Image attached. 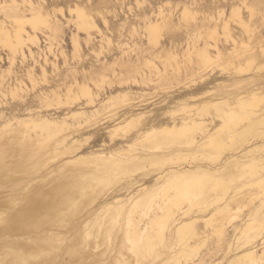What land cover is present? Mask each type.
Masks as SVG:
<instances>
[{
    "label": "rangeland",
    "instance_id": "obj_1",
    "mask_svg": "<svg viewBox=\"0 0 264 264\" xmlns=\"http://www.w3.org/2000/svg\"><path fill=\"white\" fill-rule=\"evenodd\" d=\"M32 1L35 3L42 2L46 8L44 10L50 8V17H52L55 22L59 21V32L54 44L50 45L47 39L49 33L44 25H40L35 31L31 29L32 25L29 24L30 22L25 23L24 29L29 31L33 36L35 34L36 41H34V43L28 40L30 43H26V47L24 48L27 57L21 59L18 54L13 64L9 58L10 48L3 40L0 42V107L3 106L2 111H4L7 117L12 116V114H24L27 113L28 110H32L31 112L39 113L40 115L44 114L58 118L69 117L71 113L74 112L76 116L69 118L70 123L74 125H72V128L69 130L71 134V136L69 135V140L75 138L77 143L81 144V151L86 152L101 148H105L104 151H111L112 149L115 151L116 148L123 146V143L125 145L126 142L123 138L124 134L134 129L137 130L147 124H171L174 119L177 118V120H179L187 116V113L189 114V109L191 107L190 105H186V103L199 104L202 100L210 96L221 100L219 101L221 102L219 103L220 108L226 109L228 108L227 104H230L229 106L232 104L236 109V113L240 111L245 112L243 117L238 118L236 117L237 115H235L231 117L228 122L226 118L219 116L223 111L217 112L213 106H210L201 113V115L195 114V117L207 121L209 129H216L218 127L219 130L217 131H222V134L228 133L229 128L232 126L236 128L235 130L241 129L249 120L246 117H249V115L253 116L255 113L261 112L264 109V57H262L264 55V2L260 6H254L252 5L253 0ZM234 8L239 11L238 15H241L240 18L233 13ZM79 11L85 12L87 19L89 18L88 22L90 21L91 24L88 22L86 23V28H89H84V25L83 30H81L82 27L79 21L83 19L78 17ZM3 19H5V16L3 17V11H1L0 20ZM225 19L229 21L232 37L224 34L221 29L220 25ZM241 20L249 21L248 28H242ZM6 22L9 27L13 25L10 19H6ZM150 22H157V29L152 39L148 31ZM214 22L219 23L218 27H216L218 29L217 35L212 33L215 31ZM233 38L237 40L235 44ZM203 44L207 45L213 57L212 61L205 64H203V62L200 63L198 55L196 56V54L199 53V51L197 52L198 48L204 46ZM27 48L33 49V56L28 54ZM218 48L224 53L221 57L215 55ZM252 51H257V59H247L249 52ZM194 56L196 58H194ZM84 89H88L93 93V96L96 98L94 101L95 103H90L89 95L84 92ZM111 94L113 97L115 96V99L111 100L113 103L112 107L104 108L105 98L112 96ZM254 94H257V102L254 100ZM242 98L245 103L241 104L239 100ZM225 100H227V103L224 102ZM259 100L261 101L259 102ZM184 101L186 102L184 103L185 105L182 104ZM114 102L117 104L116 106H114ZM94 107H96L99 112L93 117L91 124L90 122L86 123L84 120L86 115L84 114L92 113L93 110H96ZM80 111L82 113H80ZM141 113H144L143 116L134 119L132 122L133 124L131 123L132 125H128L127 129L117 133L118 136L109 134L110 129L116 123L123 122L129 119V117L131 119L134 115ZM212 119H214L215 122L211 123L210 121ZM116 120L117 122H115ZM78 123H82L83 125H78ZM46 134L44 133L40 138L38 137L42 144H40L42 147L38 144V146H40V148L38 147V151L52 148L56 143V136L51 134H49L51 136H48ZM250 134V138L248 137L250 143L264 141V123L258 125ZM254 134L260 136L257 138L256 135L255 139ZM5 135L2 136L4 138L0 136V148L4 147V149L8 148L5 146H12V144L6 142ZM178 140L168 141L169 143L164 141L166 144L163 142V144H161V146H163L162 149L156 151L160 153H170L171 157L167 158V162H176L175 158L177 159V156H174V152L177 148L184 150L182 152L183 155H180L177 159V162L180 161L179 163L204 161L209 164L211 162L210 157L209 159L207 158L209 162L203 154L196 152L197 154L195 155L194 150L190 151L184 147L182 143L181 145ZM136 142L133 146L141 152L153 150L152 147H150L151 143L143 141L140 144L139 141ZM12 143L16 148L27 145L23 142ZM180 145L182 148L179 147ZM260 148L263 150L264 147ZM260 148L258 150L260 152L257 151L256 155L264 157V151ZM1 152L0 163H4L5 160L9 163V161H13V158L15 159V157L18 156V158H21L22 156V154L21 156L20 154L15 156L9 153L2 154ZM261 153H263V155H261ZM200 154L202 156H200ZM71 155L70 150L61 157L57 155L54 157L55 155H53L52 157L54 158H49V160L45 159V161H41L36 167H34L35 165L32 166L34 169L32 174H22L21 172V175L23 179H26L24 177L30 178V176L39 178L48 171L47 169L49 167L59 164ZM204 157L208 162L203 159ZM38 159L29 160L27 164H35ZM27 164L25 163V166ZM42 164H44L45 167H43L44 165ZM88 164L89 163L86 161H84V163L78 161L76 166L75 164H73V166L76 170L84 171L88 169ZM68 165L69 167H66L67 169L64 168L65 170L63 169L62 171L59 170L60 172L58 171L57 174H55L56 176H58V174L61 176L60 180L61 178L63 179L67 170H72L70 168L72 164ZM144 168L136 171L134 176L140 179L143 178L140 183H145L147 185L154 180L157 172L152 171L150 175L142 176L148 173ZM4 169L6 175H11V173L15 174L10 168ZM123 169L124 167H118L116 173L105 178L106 180L101 183V187L103 186V189L101 188L103 196H98L99 198L96 199L95 204L101 203V200L103 202L108 196L110 198L111 195H117L124 198L123 201L125 204L122 201L123 198L120 201L125 207L130 205V201L127 200V197L130 195L131 191V194H133L139 187L130 188V190L126 187V179L128 180L130 178H124ZM261 173L262 172H259L255 177H251L252 180L249 178L247 181H243L242 179L246 178H240L242 177L241 172L239 178L236 177L233 182L231 180L232 186L237 190L238 196L237 199L231 203V209L228 214L227 212L222 213L214 211L217 204H212L207 211L198 215L196 213L205 203L203 199H188L190 198V194L186 192H189V189L183 190V188L178 194V191L176 192L172 187H169V189H166L164 192L159 190V192L155 193L156 197H154L157 199L154 198L153 201L152 198V200H150L151 203H149V205L151 206L148 208L147 214L141 220L137 218L138 221L136 222L139 223L140 226H145L153 209L159 203L167 199L169 195L172 194L176 196L175 194L177 193V201L175 204L172 203L171 206L173 209L179 211L177 213L178 217L187 219L191 215L195 217L196 214V217L198 216L194 227L197 236L195 235L194 239L195 243L198 242L196 246L199 251L197 252V249H195V257L193 254L188 257V252L185 251L186 255L182 252L183 247L182 244L180 245L181 238L178 240V236L174 235V239V237L169 234L166 237V242L164 240L163 243L158 246L168 245V247H173L174 252L178 254V258L184 263L188 260L189 264H227L229 258L236 252V248L247 240L253 241V236L258 233L260 234L256 227L252 230V228L247 227V225L250 222L254 224L257 223L256 225H258L261 222V220H258L259 216L256 215L258 209H261V211L258 210V213H264V203L262 202L263 197L260 189L256 187L257 185H255V183L252 184L254 178H257ZM19 174L16 173V175ZM59 176L55 177L53 180L54 182L51 183L59 182ZM210 182H212V180ZM89 184L91 186V183ZM181 191H185L183 196L180 193ZM185 196H187V198H184ZM160 200L163 201L161 202ZM126 201L128 203H126ZM176 203H180V205L177 206ZM110 209V214L109 211L107 212V210L104 209L98 213V217L101 215L102 218H105L107 215L106 213H108L110 218L106 217L105 219H107V221H105L107 225L113 224V232L111 231L110 237L111 243L108 241L107 243L101 242V240L105 238L102 235L97 238V241L100 239L98 241L101 246L99 250H103L107 245H114L116 242L109 262L118 264L115 261V256L119 257L122 252L125 253V256H128L132 251L128 250L130 242L124 244L123 241V216L117 214L118 208L111 207ZM187 213H189V215H187ZM252 213L254 215H252ZM96 226L97 229L100 227L98 224ZM219 228L221 229L220 232ZM255 229L257 231H255ZM251 234L253 236L248 238ZM261 236L262 235L256 237V245L263 240H261ZM228 242L231 243V248L228 247ZM262 246L263 244L258 245V250L260 252L262 251ZM186 250L191 251L190 248H186ZM159 260L160 259L157 258L155 261L158 262ZM259 264H264V262L261 261Z\"/></svg>",
    "mask_w": 264,
    "mask_h": 264
},
{
    "label": "bare ground",
    "instance_id": "obj_2",
    "mask_svg": "<svg viewBox=\"0 0 264 264\" xmlns=\"http://www.w3.org/2000/svg\"><path fill=\"white\" fill-rule=\"evenodd\" d=\"M263 2L264 0H253L252 5L260 6ZM250 7L253 8L252 6ZM44 9L46 8L42 2L35 3L32 0H0V12L3 11V17L5 16V19L0 20V42L3 40L10 48L9 58L12 61V64L16 60L18 54L21 59L27 57L24 48L26 47V43L29 42L28 40L33 42L36 41L35 34L33 36L29 31L24 29L25 23L30 22L29 24L32 25L31 29L34 30L37 27L39 28L40 25H44L49 33L47 39L49 40L50 45H53L54 41L57 39L59 21L55 22L52 17H50V8L48 10ZM233 13L238 15L239 11L234 8ZM240 16L238 15L239 18ZM78 17L83 19L82 21H79L82 27V29H79L83 30L84 25V28H86V23L89 18L87 19L85 12L80 11L78 12ZM6 19H10L13 23V25L10 26L11 28L6 24ZM248 22L249 21L241 20L242 28H248ZM88 23L91 24L90 21ZM156 23L150 22L148 26L151 39L154 38L155 30L157 29ZM214 24L215 31L212 33L217 35L218 29L216 27H218L219 23L214 22ZM220 26L224 34L232 37L231 27L228 20L225 19ZM233 41L235 44L237 40L233 38ZM27 49L29 52L28 54L33 56V49ZM198 51L199 53L196 54V56L198 55L200 63L203 62V64H205L212 61L213 57L207 45L199 47L197 52ZM223 54V51L218 48L215 55L221 57ZM257 57V51H252L249 52L247 59L253 60L257 59ZM262 57H264V55ZM194 58L196 57L194 56ZM88 89H84V92L89 95L90 103H93L96 98ZM254 95V100L257 102V94ZM105 99L103 105L104 108H111L113 104L111 100L115 99V96L113 97L112 95ZM219 101L221 100L212 96L202 100L199 104H188L184 101L182 104L186 103V105H190L191 107L187 116L182 117L179 120H177V118L174 120L172 119L173 121L171 124L152 123L150 125H144L137 130H131L129 133L123 135L126 142L125 145L123 143V146L116 148L115 151L113 149V151H104L105 148L103 147L104 149L101 148L86 152L81 151V144H78L75 138L69 140V135L71 136L69 130L73 125L70 123L69 118L75 117L76 113H71L69 117L58 118L31 112L32 110H28V107L27 113L20 115L12 114V116L7 117L4 111H2L3 106L0 107V136L2 137L6 134V142L12 144L10 147L5 146L8 147L6 149L1 147L0 152L2 151V154L9 153L15 156L18 154L21 156L22 154L21 158H18L19 156L15 157V159L13 158V161H9V163L7 160H5L4 163H0V264H112L109 260L113 254V247L116 242L114 245H107L103 250H99L101 246L98 241L100 239L97 241V238L102 235L105 238H103L101 242H110L113 224L107 225V219L105 218H110L108 213H106L107 215L105 218H102L101 215L98 217V213L105 209L107 212L109 211L110 214L111 207L118 208L117 214L123 216V241L124 244L130 242L128 250L132 251V253H130L131 256H125L124 252L120 253L119 257L115 256V261L118 264H189L188 260L184 263L178 258V254L174 252L173 247H168V245H163L164 247L158 245L163 243L164 240L166 242L168 234L173 237L176 235L178 236V240L181 238L180 245L182 244L183 247L182 252L185 255V251L188 252V257L191 254L194 256V250L197 249L196 245L198 243H195L194 239L197 233L194 229L198 217H196V214H203L212 204H217L214 211L222 213L227 212L228 214L231 209V203L235 201L238 196L237 190L232 186V182L236 177L239 178L241 172L242 177L240 178H246L242 179L243 181H247L249 178L252 180L257 173L262 172L257 178H254L252 184L255 183V185H257L256 187L260 189L263 197L262 202L264 203V157L256 155L259 148L264 147V141L250 143L248 139V137L250 138V133L254 131L258 125L264 123V109L261 112L259 111L255 113L253 116L249 115V117H246L249 120L247 123L245 122L246 124L241 129L235 130L236 128L232 126L229 128L228 133L222 134V131H217L219 130L218 127L216 129H209L207 121L195 117V114L201 115V113L207 110L210 106L215 107L217 112L222 110L223 112L221 111L222 113L218 115L226 118L227 122L235 115H237L236 117L238 118L243 117L245 112L240 111L239 113H236V109L232 104L231 106H229L230 104H227L228 108L225 107L226 109L220 108L219 103L221 102ZM260 101L261 100H259V102ZM224 102L227 103V100ZM239 103H245L243 98L239 100ZM116 105L117 104L114 106ZM94 108L96 109V107ZM98 112L99 111L96 109L90 114L85 113L84 115L86 116L84 117V120L86 123L90 122L91 124L93 117H95ZM80 113L82 112L80 111ZM143 114H137L131 117V119L129 117V119H124L125 121L123 122L116 123L110 129L109 134L118 136V132L127 129L128 125L133 124L132 122L134 119L142 117ZM115 122H117V120ZM210 122L213 123L215 120L212 119ZM81 124L78 123V125ZM44 133H47L46 135L48 136H56V143L52 148L48 149L43 147L46 149L38 151V147L40 148L42 145L39 138ZM256 135L257 138L260 136L258 134ZM256 135L254 134L255 139ZM173 140L180 141V144L182 143L184 147L190 151L194 150L195 155L199 152L206 156V159H209L210 157L211 162L207 159L210 162L209 164L204 161L179 163L180 161L177 162V159L180 155H183L182 152L184 151L183 149L180 150V148H177V150L174 148V156H177V159L175 158L176 162H167V158L171 157L170 153H160L156 150L162 149L163 146H161V144H163L164 141L169 143L168 141ZM136 141H139L140 144L143 141L151 143L150 147H152L153 150L149 148L151 151H139L133 146ZM12 142H23L27 145L16 148L13 146ZM38 144L41 145L38 146ZM181 145L179 147H181ZM260 149L262 150V148ZM69 150L72 154L71 156L65 158L64 161L59 164L49 167L47 169L48 171L42 174L39 178L30 176V178L24 177L26 179H23L21 172L22 174H32V171L34 170L32 166L35 165L34 167H36L41 161H45V159L49 160V158H54L56 155L61 157L63 154L68 153ZM262 151H264V148ZM201 154L200 156H202ZM53 155L55 156L52 157ZM261 155H263V153H261ZM34 159H38L35 164H27L29 160ZM203 159H205V157ZM78 161L83 163L86 161L90 166L88 164V169H83L84 171L76 170L73 164L76 166ZM25 163L27 164L26 166ZM68 164H72L70 165L72 170L69 169L65 175L62 174L64 177L63 179L61 178V180V176L58 174L59 182L55 181L56 183H51L54 182L53 180L55 177H58L55 174H57L59 170L62 171L64 168H68ZM43 167H45V165ZM118 167H124V178H130L128 180L126 179L125 183L129 190L130 188L139 187L135 193L131 194V191L130 195L128 194L129 196L127 197V200L130 201V205L126 206V208L124 205L125 202L123 201L124 198L117 195H111L110 198L107 195L108 198H105L103 202L101 200V203L95 204L96 199L99 198L98 196L102 195L101 188L103 186L101 187V183L106 180V177L108 178L111 174L116 173ZM4 168L12 169L15 174L11 173V175H6ZM141 168L146 169L148 172L142 176H148L152 171L157 172L154 180L147 185L145 183H140L143 178L140 179L137 176H134V173ZM16 173L20 174L16 175ZM211 180L212 182H210ZM89 183H91V186ZM169 187H172L176 192L178 191V194L183 188V190L189 189L190 193L186 192L190 194V198L188 199L201 198L205 203L203 204L202 202L203 206L198 212L196 211L197 213L195 214V217L191 215L187 219H184L183 217L179 218L177 215L179 211L173 209L171 206L172 203L175 204L177 201L176 197L178 195L177 193L175 194L176 196L171 194L168 196V200H162L163 202L160 200L162 203H159L153 209V212L151 211L152 213L147 224H145V226H140V224L136 222L138 221L137 218L141 220L147 214V210L151 206L149 205V203H151L150 200L153 198L154 201V198L156 197L155 193L159 192V190L164 192L166 189H169ZM184 192H180L182 196L184 195ZM184 198H187V196ZM121 199L124 204L121 203ZM126 203L128 202L126 201ZM176 205L179 206L180 203H176ZM258 210L255 212L256 215L259 216L258 220H261V222L258 225H256L257 223L254 224L250 222L247 227L252 228V230L256 227L260 234L258 233L254 236L251 234L248 238L253 236L254 240H247L241 246L236 248V252L229 258L227 264H259L261 261L264 262V213L260 214V212L258 213ZM259 211H261V209ZM254 214L252 213V215ZM187 215H189V213H187ZM97 224L100 226H98V229L96 228ZM256 229L255 231H257ZM220 231L221 229L219 228V232ZM259 235H262L261 240H263L256 245L255 243L257 241L255 240ZM259 244H263L261 252L258 250ZM228 247L231 248V243L229 242ZM186 248H190L191 251L186 250ZM198 251L199 249H197V252ZM157 258L160 259L158 262L155 261Z\"/></svg>",
    "mask_w": 264,
    "mask_h": 264
}]
</instances>
